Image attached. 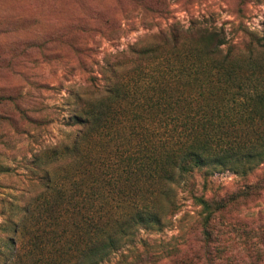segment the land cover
<instances>
[{"label": "trees", "instance_id": "1", "mask_svg": "<svg viewBox=\"0 0 264 264\" xmlns=\"http://www.w3.org/2000/svg\"><path fill=\"white\" fill-rule=\"evenodd\" d=\"M249 36L244 56L223 27L173 24L154 43L133 44L126 63H107L105 86L78 93L72 117L80 129L57 147L63 163L44 171V192L2 239L6 264L23 254L44 264H99L133 244L139 229L162 230L178 207L180 181L200 207L207 241L223 205L196 192L195 172L248 168L264 155V66L256 58L264 31ZM154 253L135 256L151 263Z\"/></svg>", "mask_w": 264, "mask_h": 264}, {"label": "rangeland", "instance_id": "2", "mask_svg": "<svg viewBox=\"0 0 264 264\" xmlns=\"http://www.w3.org/2000/svg\"><path fill=\"white\" fill-rule=\"evenodd\" d=\"M173 24L223 27L246 56L249 34L264 31V0H0V252L10 254L2 239L13 237V225L49 183L44 171L63 163L57 147L77 136L78 93L93 82L104 87L107 63H126L133 44L154 43ZM256 58L264 66V53ZM193 180L198 194L223 205L207 241L200 207L180 181L178 207L162 230L139 229L133 244L99 264H181L185 255H197L193 264H264V155L239 170L203 168ZM135 249L155 252L153 261L136 258ZM17 259L44 264L35 255Z\"/></svg>", "mask_w": 264, "mask_h": 264}]
</instances>
